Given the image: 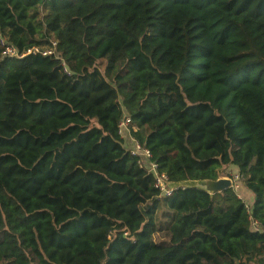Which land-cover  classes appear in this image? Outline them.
Here are the masks:
<instances>
[{
    "label": "trees",
    "instance_id": "obj_1",
    "mask_svg": "<svg viewBox=\"0 0 264 264\" xmlns=\"http://www.w3.org/2000/svg\"><path fill=\"white\" fill-rule=\"evenodd\" d=\"M0 36V264H264V0H0ZM123 117L167 182L234 167L252 204L159 197Z\"/></svg>",
    "mask_w": 264,
    "mask_h": 264
},
{
    "label": "built area",
    "instance_id": "obj_2",
    "mask_svg": "<svg viewBox=\"0 0 264 264\" xmlns=\"http://www.w3.org/2000/svg\"><path fill=\"white\" fill-rule=\"evenodd\" d=\"M0 47L3 49V55L8 56V57H15V58H21L23 55H19L17 51L10 45L6 43V41L0 36ZM55 47V43H52V48L50 49H39V48H33L27 52V54H41L42 56H49L53 55L54 50L53 48ZM128 118L123 117V119L120 121L119 126H118V133L120 137L123 139L122 134L125 131L127 135L129 136L128 132ZM131 138V137H130ZM124 140V139H123ZM132 147L131 148H126L132 156L139 157L138 159V165L140 167H144L149 173H151L154 177V183L153 186L154 188L158 191V196L159 197H164V196H169L173 189L168 188L165 183H167V179L164 176V174H159L157 172V166L150 162V153L148 150L142 148L140 145H138L132 138ZM232 180V187H236V181L238 179V176L234 175L230 177ZM252 227L254 229L260 228L259 225L256 222L252 223Z\"/></svg>",
    "mask_w": 264,
    "mask_h": 264
},
{
    "label": "water",
    "instance_id": "obj_3",
    "mask_svg": "<svg viewBox=\"0 0 264 264\" xmlns=\"http://www.w3.org/2000/svg\"><path fill=\"white\" fill-rule=\"evenodd\" d=\"M165 185L168 188H188L198 189L210 195L222 192L226 189L232 188V180L228 177H219L216 180H197V181H183L177 183L167 182Z\"/></svg>",
    "mask_w": 264,
    "mask_h": 264
},
{
    "label": "crops",
    "instance_id": "obj_4",
    "mask_svg": "<svg viewBox=\"0 0 264 264\" xmlns=\"http://www.w3.org/2000/svg\"><path fill=\"white\" fill-rule=\"evenodd\" d=\"M128 136V135H127ZM131 138L130 136H128V143H130ZM125 143V140H124ZM125 145V144H124ZM226 173L224 175H221V177H232L234 175H236V168L234 167H227L226 168ZM235 191L237 193V196L243 200V202H245L247 205H251L252 201H253V195L250 191H248L247 189H245L241 184L237 183L236 187H235Z\"/></svg>",
    "mask_w": 264,
    "mask_h": 264
},
{
    "label": "rangeland",
    "instance_id": "obj_5",
    "mask_svg": "<svg viewBox=\"0 0 264 264\" xmlns=\"http://www.w3.org/2000/svg\"><path fill=\"white\" fill-rule=\"evenodd\" d=\"M122 137H123V139L125 140V146H126V148H131L132 147V141H130V143H128V136H127V133L124 131L123 132V134H122ZM225 176V175H224ZM221 177V176H220ZM154 240L156 241V242H159V241H164L165 240V237H164V235H162V234H157V235H155L154 237Z\"/></svg>",
    "mask_w": 264,
    "mask_h": 264
}]
</instances>
